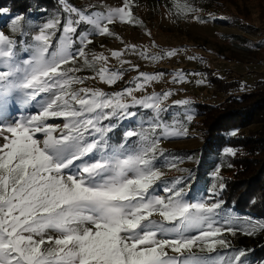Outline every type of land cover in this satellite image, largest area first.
Masks as SVG:
<instances>
[{
  "label": "snow or ice",
  "instance_id": "1",
  "mask_svg": "<svg viewBox=\"0 0 264 264\" xmlns=\"http://www.w3.org/2000/svg\"><path fill=\"white\" fill-rule=\"evenodd\" d=\"M59 3L66 19L45 21L23 48L15 38L25 34L23 15L11 19L13 35L0 31V264H245L246 250L221 251L232 248L225 234L254 235L264 224L249 220L241 227L223 212L222 200L210 202L219 195L215 185L206 199L190 202L181 185L193 176L179 169L188 175L166 184V195L153 191L165 178L158 161L169 168L179 163L160 147L161 139L186 129L162 118L172 90L134 95L164 74L141 72L121 58L130 50L157 62L177 50L152 53L125 44L110 55L90 52L94 34L115 36L110 29L115 22L141 23L133 16L132 0L103 10ZM175 7L181 15L199 11L186 0ZM8 11L0 8V14ZM111 58L119 68L109 67ZM124 64L138 73L132 86L115 92L82 86L89 79L116 84ZM84 70L93 75H79ZM184 80L182 71L173 76V82ZM33 102L38 112L5 122L15 106ZM133 107L151 110L147 128L142 123L139 131H125L123 142L111 143L117 121L137 115ZM55 118L63 123L49 122ZM132 138L137 142L130 143ZM225 152L235 154L231 148Z\"/></svg>",
  "mask_w": 264,
  "mask_h": 264
},
{
  "label": "rangeland",
  "instance_id": "2",
  "mask_svg": "<svg viewBox=\"0 0 264 264\" xmlns=\"http://www.w3.org/2000/svg\"><path fill=\"white\" fill-rule=\"evenodd\" d=\"M184 2L185 0H132L133 16L141 23L117 21L110 25L115 36L94 34L91 37L93 43L89 47L90 52H103L105 55H110L111 50L124 49L125 44L137 45L138 48L146 47L152 53L170 49L177 50L175 56H165L157 62H151L133 54L130 50L121 59L139 65L141 72H162L164 74L161 80L148 84L144 91H136L134 95L139 97L152 92L161 93L172 90L173 94L164 102L167 110L162 113V118L168 124L179 122L186 129V134L163 138L160 141V147L164 150L170 148L180 150V154H187L188 149H195L202 145L204 139L200 140L199 135L206 133L210 135V132H213L218 126L228 124L221 120L217 125L211 127L206 118H218L225 110L217 107L218 113L213 115L211 112L209 113V109L203 107L202 113L200 108L196 109L198 104L215 105L223 102L231 94L240 95L250 92L258 83L260 84L259 89H264V37L260 34V29L264 30V20L259 18L264 15L261 9L264 0H216L215 2L186 0L199 11L181 15L175 5ZM122 3L123 0H81L78 8L87 9L89 5H93L96 6L95 10H103L105 7H119ZM208 5L209 7H207ZM231 13L237 14L240 18L247 16L249 20L255 21L254 25L257 28L244 27L245 23L241 22V19L230 17ZM203 14H207L208 17H203ZM13 17L0 19V31L5 34L10 32L9 26ZM195 17H199V19ZM24 25L28 31V38L26 40L16 38L19 48L25 46L23 43L25 41L28 44L33 43L32 37L39 29L38 22L34 20H27ZM83 30L82 27L81 31ZM153 42L155 46H153ZM190 57H195V59H190ZM108 63L110 68L120 67L116 58H111ZM123 68L125 71L122 80L112 86L102 83L98 79H89L82 86L100 88L106 92L120 91L125 87H130L135 82L134 78L138 73L131 70L130 64H124ZM177 71H182L185 74L184 82H173V76ZM79 75L92 76L93 73L91 70H84ZM200 80L203 83H197ZM41 97L46 98V94H41ZM41 97H38L37 100H40ZM185 99L190 101L188 105L173 103ZM230 110L231 108H226V112ZM38 111L39 104L36 102L27 106L17 105L10 110L5 122ZM131 111L137 115L128 119L136 121L140 127L143 123V127L147 128L148 117L152 115L151 110L133 107ZM187 115L193 116L190 122L186 120ZM194 119L198 121L192 123ZM247 120L252 121L251 119ZM49 122L62 124L63 120L55 118L50 119ZM251 129L257 130V126L252 125L246 130ZM37 135L42 139L41 134ZM214 140L216 141L215 136ZM225 144L222 143V145ZM187 164H177L178 167L170 169L169 175H165L164 181L169 180V176L176 178L182 175L184 172L179 170L180 166H188ZM162 189L155 190L154 188L153 191L155 194L166 195ZM207 197L206 195L205 198ZM186 199L195 202L202 198L200 195H196L193 199L189 197ZM214 199L212 198L210 202H214ZM245 245L251 247L252 244L250 241H246Z\"/></svg>",
  "mask_w": 264,
  "mask_h": 264
},
{
  "label": "trees",
  "instance_id": "3",
  "mask_svg": "<svg viewBox=\"0 0 264 264\" xmlns=\"http://www.w3.org/2000/svg\"><path fill=\"white\" fill-rule=\"evenodd\" d=\"M80 1L68 0V3L79 7ZM209 1L215 2L216 0ZM0 8L9 10L7 13L0 14L1 20L23 15L24 24L27 20H34L40 26L54 16H60L62 20L66 19V14L63 13L59 0H0ZM261 9L264 13V3ZM203 17L208 16L203 14ZM230 17L241 19L246 28H257L254 25L255 21L249 20L247 16L240 18L237 14L231 13ZM259 18L264 20V15ZM6 34L13 35L11 32H6ZM27 34L28 31L25 28V34H16L15 38L26 40ZM260 34L264 37L263 29H260ZM259 85V83L256 84L250 92L244 94H231L223 102L215 105L198 104L196 109L200 108L202 113L203 107L209 109V113L211 112L213 115H217V107L225 110L218 118H206L211 127L217 125L221 120L228 124L218 126L213 132L209 130L210 135L207 133L199 135L200 140L204 139V143L195 149H188L187 154H180V150L172 148L165 150L168 156L179 159L178 165L189 163L188 166H180L181 169L189 170L193 176L192 180L181 185L188 192L186 197L193 199L194 196L200 195L203 199L206 195L212 194L211 190L215 185L219 195L213 197L215 198L214 202L222 200L223 212L236 218L241 227L249 220L257 225L264 224V89H259ZM227 107L231 108L230 111H227L228 113L226 112ZM196 119L192 123L197 122ZM117 123L118 127L110 134L113 144L123 142L125 131L129 129L140 130L136 121L125 119L117 121ZM252 125H256L257 130H246ZM233 132L236 134L233 135ZM155 135H159V133L157 132ZM218 138L222 141L217 140ZM137 139L132 138L130 143H136ZM222 143L226 144L222 145ZM229 147L234 149V155L225 152V149ZM157 167L165 175H169L168 172L172 169L166 166L163 159L158 161ZM217 170L220 179L216 178ZM187 175L188 172H184L177 177ZM172 179L174 178L169 176V180H163L158 187H155V190L163 188ZM220 183L225 185L223 190L218 187ZM225 237L230 241L232 248L221 250L222 252L231 254L235 250H246V256L243 258L245 264H264V231H258L254 235H246L238 231L235 235L226 233ZM246 241H250L251 247L245 245Z\"/></svg>",
  "mask_w": 264,
  "mask_h": 264
}]
</instances>
